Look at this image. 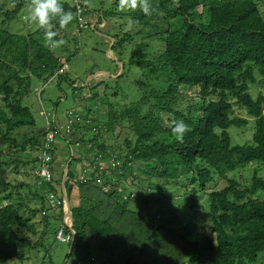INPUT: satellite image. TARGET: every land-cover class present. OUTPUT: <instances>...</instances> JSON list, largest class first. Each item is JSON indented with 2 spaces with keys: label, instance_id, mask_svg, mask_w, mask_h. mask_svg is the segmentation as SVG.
Returning a JSON list of instances; mask_svg holds the SVG:
<instances>
[{
  "label": "trees",
  "instance_id": "obj_1",
  "mask_svg": "<svg viewBox=\"0 0 264 264\" xmlns=\"http://www.w3.org/2000/svg\"><path fill=\"white\" fill-rule=\"evenodd\" d=\"M26 3L0 1V264L24 261L27 249L47 248L50 238L67 236L66 262L72 264H264L259 259L264 256V178L257 170L245 171L250 163L264 170V0H152L148 16L119 10L109 33L122 49L141 39L131 63L144 78L136 81L139 95L132 109L123 112H130L141 136L160 129L164 136L154 150L139 139L135 152L114 156L122 164L111 166L102 181L78 185L70 180L78 175L73 159L93 160L109 145L88 137L63 140L56 108L54 115L42 108L39 124L26 103L37 93L34 81L56 80L48 78L61 57H68L74 21L69 30L57 31L66 44L50 49L39 26L27 33L11 29L13 20L25 15ZM62 3L77 16L72 0ZM130 19L139 22L130 25ZM156 40L161 49L154 53ZM255 84L263 87L253 95ZM185 98L187 106L181 102ZM235 105L244 109V117L234 112ZM110 114L118 118L115 111ZM163 116L170 126H154ZM179 121L189 129L182 140L172 132ZM250 121L255 123L252 142L233 144L230 127L246 130ZM46 155L53 173L49 182L34 173ZM66 158L68 222L57 167ZM240 170L247 185L236 178ZM215 177L223 179L221 185H206ZM200 194L206 195L203 206L213 235L198 225L205 216L190 211L202 205ZM50 197L62 199L60 205L54 208Z\"/></svg>",
  "mask_w": 264,
  "mask_h": 264
},
{
  "label": "clouds",
  "instance_id": "obj_2",
  "mask_svg": "<svg viewBox=\"0 0 264 264\" xmlns=\"http://www.w3.org/2000/svg\"><path fill=\"white\" fill-rule=\"evenodd\" d=\"M90 3V0H72V4L75 7L82 8L83 13L88 10V5ZM92 4V3H91ZM152 0H118V9L120 11H128V10H137L139 9L143 14L146 16L152 15L154 9L152 7ZM76 11H79V9ZM100 14V13H99ZM110 17L114 15V18H116L114 11H109L107 14ZM107 15L100 14L99 16H102V20L99 21L98 16L95 18L92 17L91 20V27L96 29H106V36L110 39H113L112 44H110V49L108 51L109 57L113 56V50L115 48H119V55L120 58L118 59L117 63L122 66V71H120L119 68H117L116 72L108 74L106 71H97L92 72L88 76V81L84 82L82 84L79 83V81H76L75 83H72L73 88L79 89L84 88L85 92L83 94L84 99L80 100L78 104L72 108H70L67 111L66 117L64 121H61L57 125L58 132L62 135L63 140H67L66 137H69L70 139H78V138H92L97 142H105L109 145V147L106 150H101L98 155H94L92 158L95 160V162H92L93 160H87L85 158H79V159H73L77 165L78 169V175L76 178H71L68 175L69 172V161L67 162V159H63L60 163H63L65 160V166L62 170V172L58 175V180L60 179V185H62L63 188H65L66 182L68 180V176L70 177V180L72 184L78 185V182H83L82 184H87L90 181H96L100 182L103 180V173H110V167L121 165L122 161L120 159H117L114 157L116 154L122 152V153H131L135 152V148L137 146V141L139 139L144 141V145H152L153 150L157 146V144L160 142L163 135V132L161 129L157 130V132L152 133L151 135H148L144 132L143 136H141L138 132L136 122H134V118L132 115H130V112L125 113L123 111H128L132 109L133 102H121L114 104V101H101L100 96V89L103 87V83L105 79L101 81H97L99 73L100 76L108 74L110 78L117 79L121 77L124 73V62L121 60V50L128 49V46L125 49H122L120 45L115 46L117 39L115 36L109 31L112 30L113 24L116 21H108ZM21 18V17H20ZM77 19V22L80 26V23L84 19H80L78 15L76 16V12L72 10H66L62 0H27L26 3V13L23 15V20L27 23L31 24H37L40 29L44 32V43L45 46L50 49H57L61 46L66 44V41L64 39H57L59 33L55 30L56 25H59L60 29H66L73 21L74 19ZM18 18L14 19L17 20ZM137 20H129V24H135L138 23ZM85 24L87 26L89 23L87 20H85ZM112 26V28H110ZM15 32H21V31H15ZM29 32V31H28ZM21 33H27V32H21ZM131 33L134 34V32L131 30ZM141 39H137L135 37V40H132L133 48L130 50V57H129V64L131 63V57L134 53L135 46L139 44ZM79 48V46L77 47ZM61 66L57 69V71L48 78V81H52L53 79H56L58 81L59 76L62 74H65L69 71L70 65L68 63V59L65 56L61 57ZM70 82H73L71 79H69ZM138 78H136L135 83L137 85ZM92 81V83H91ZM49 82H44V84H48ZM42 85V88L40 91L45 90V85ZM138 86V85H137ZM95 87V88H94ZM100 88V89H99ZM94 89V91H93ZM37 90V89H36ZM39 91V92H40ZM89 92L88 94L86 93ZM135 100V96L133 98V101ZM106 102H111V107L109 104H106ZM103 108L105 112L101 109ZM110 111H115L118 118H112ZM56 114V113H55ZM124 128H129L131 132L133 133V136H127L124 132ZM188 126L183 122L179 121L176 123V125L173 127L172 132L177 140H182L184 137V134L188 131ZM50 136L53 135V131L48 133ZM135 137V138H132ZM77 148V147H76ZM78 149V148H77ZM79 150V149H78ZM153 152V151H152ZM72 154L79 157V153L77 150L73 151ZM111 156V158H106ZM104 157V158H102ZM51 156L46 155L44 159H42V164L39 169L36 170V174L41 178L45 179L44 182H49L52 179V171L49 167V160ZM107 161L105 167L103 166V162ZM58 165V169H59ZM132 166L134 168H137L139 166L138 163H133ZM136 170V169H134ZM116 174L117 171H116ZM115 174V175H116ZM129 179V178H128ZM126 180V182L128 181ZM63 180V181H62ZM131 181V178H130ZM130 183V182H129ZM64 195L67 196V194L64 192ZM68 204V202H67ZM69 205V204H68ZM69 210V211H68ZM64 216H66L68 219L65 220L68 222L71 219V211L68 207L65 209ZM74 238V232L71 234ZM69 239V236L61 240L60 242L67 243ZM66 264H72V262H67Z\"/></svg>",
  "mask_w": 264,
  "mask_h": 264
},
{
  "label": "rangeland",
  "instance_id": "obj_3",
  "mask_svg": "<svg viewBox=\"0 0 264 264\" xmlns=\"http://www.w3.org/2000/svg\"><path fill=\"white\" fill-rule=\"evenodd\" d=\"M116 1L117 0H92V4H91V0H90V3L88 5V10H86L84 13L82 11V8L76 7L77 10L79 9V11H77L78 17L80 19L85 18V20H87L89 25L87 26V24H85V20H82L80 26L78 22L75 26V20H74L75 29L73 28L74 29L73 33L75 34H71V32H69L70 34H68L69 35L68 46L70 48V51H68L67 53L68 55L67 59L70 65L69 71L63 75L61 81L59 82H57V80H54V82H49L48 84H44L42 80L34 81V84L37 86L36 88L37 93L30 95L26 99V103L30 106L31 111L33 115L38 119L39 124H43V118L39 115L42 108L45 109L47 112L51 113V115H54L53 111L56 108L55 111L56 120L59 123L65 120L67 111L78 104L85 90L83 87L79 89L73 88L72 83H75L76 81H79L80 84L87 82L88 76L92 72L106 71L108 74H110L116 72L117 68H119L120 71H122V66L119 65V63H117L118 59L120 58L119 55L120 49L115 48L113 50V56L109 57L108 51L110 49V44H112L113 42V39L111 38L109 42V38L105 34L107 30L106 29L95 30V28L91 27L92 25L90 23L92 17L95 18L98 13L107 15L109 11H114L117 14L119 9ZM7 6H10V4L7 3ZM107 20L109 21L110 19L107 18ZM116 20H117L116 18L113 19V21ZM13 21L14 23L11 24L12 26L11 29L13 31L28 32V31L36 30L38 27L37 24H31L25 22L23 20V16ZM57 25L55 30L61 32L63 29H60ZM136 26L141 27V25H136ZM66 30H69L68 27L66 28ZM73 37L76 38V41L73 40ZM78 44H79V48H76V45ZM133 44L134 43L132 42V40H130L128 49L121 50V54H122L121 60L124 62L125 65L124 73L121 77L117 79H113L110 78L108 74L100 76V74H104V73H99L97 75L98 78L96 79V82L105 79L103 83V87L101 89L99 88L100 89L99 98L101 101L111 100L114 101V104L121 102L129 103L133 101L134 96L139 95L137 90L138 86L136 85L135 80L136 78L141 79L143 78V76L139 77L140 70L138 68H134V66L129 64L130 50H132ZM151 45L154 53H156V51L161 49L160 40L152 41ZM69 79H71L73 82H70ZM43 84L46 86L45 90L42 93V95H38L39 94L38 92L41 90ZM261 87H263L261 84L253 85L251 87L252 94L256 95L257 91ZM86 93L88 94L89 92L86 91ZM153 101L156 102V100L154 99ZM181 102L184 103L185 106H187V103H190L186 98L182 99ZM101 109L105 112L103 108ZM234 112L241 117H244L246 115L244 109L239 108L237 105L234 106ZM163 117L165 118V120L162 121L160 124L158 123V120L155 121L154 126H163V127L170 126L171 123L168 120V118L166 116ZM254 125L255 123L250 121L246 126L247 127L246 130H238V128L235 126L230 127L233 144L251 143L252 134L250 133V130L253 128ZM124 132L125 134H127V136H133V133L129 128L128 129L124 128ZM65 162L66 161L64 160L62 165L59 166L60 173L62 172L65 166ZM106 163L107 161L105 160L103 162L104 167ZM261 168L262 167L257 166L255 163H250L249 166L245 168V171L257 170L258 174L264 178V170H262ZM242 172L243 170H240L236 178L240 181L242 185H247L244 179L243 178L240 179L239 177V175ZM34 173L36 174V171ZM21 175H19L20 179L24 180V176ZM246 175H245L246 179L250 181V176H251L250 172L247 171ZM29 178L30 180L31 179L33 180L32 176L25 177L26 180H29ZM129 182H130V178L128 179L127 183ZM222 182H223L222 178L218 179L215 177V179L211 184H206V185H210V187H212L213 185H221ZM30 183H32V181ZM65 190L66 188L62 187V191H63L62 198L65 201L64 209H67L68 207L70 208V206L67 204V201L69 200L68 196L64 195ZM262 196H264V193ZM205 197L206 195L200 194L199 200L202 203V205L190 210L194 212V215L205 216V214L207 213L206 208H204L203 206ZM49 199L52 200L54 208L60 205V202L62 201V199H59V197L58 198L50 197ZM71 201L73 202V200ZM170 207L173 210H176L178 208V205L175 203ZM64 219L67 220L68 218L64 216ZM198 225L200 227H206L208 233L213 235V232L211 231L212 220L210 217L205 216L203 219L199 220ZM55 226L56 224L52 223L51 232L54 230L53 228H55ZM50 239L52 240L47 244V248H41L40 246H38L37 249L34 248L27 249V258H25L24 261L13 259L8 261L6 264H30L31 262L40 264L41 259H43V257L45 264H66L67 263L66 255L69 252V248H70L69 243L60 242L58 240H55L54 238H50ZM259 259L261 261H264V256H260ZM69 262L71 263V261Z\"/></svg>",
  "mask_w": 264,
  "mask_h": 264
},
{
  "label": "crops",
  "instance_id": "obj_4",
  "mask_svg": "<svg viewBox=\"0 0 264 264\" xmlns=\"http://www.w3.org/2000/svg\"><path fill=\"white\" fill-rule=\"evenodd\" d=\"M91 3H92V0H91ZM137 10H139V9H137ZM140 11V10H139ZM141 12V11H140ZM115 14H116V12H115ZM96 18H98V17H96ZM116 19H117V17H116Z\"/></svg>",
  "mask_w": 264,
  "mask_h": 264
}]
</instances>
